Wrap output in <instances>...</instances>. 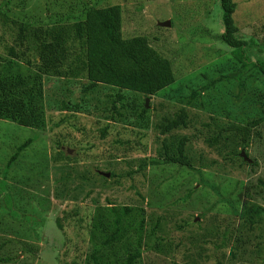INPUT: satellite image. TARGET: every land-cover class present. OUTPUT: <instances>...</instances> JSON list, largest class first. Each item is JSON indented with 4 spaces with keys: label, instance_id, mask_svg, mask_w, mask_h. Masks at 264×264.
Wrapping results in <instances>:
<instances>
[{
    "label": "rangeland",
    "instance_id": "obj_1",
    "mask_svg": "<svg viewBox=\"0 0 264 264\" xmlns=\"http://www.w3.org/2000/svg\"><path fill=\"white\" fill-rule=\"evenodd\" d=\"M232 1L236 4L232 18L238 29L237 36L263 43L264 0ZM82 2L91 3L90 0H0V9L5 13L7 10L11 20L39 25L55 21L60 15L77 16L76 12L83 8ZM104 4L109 7L118 5L122 9L123 38L147 37L151 47L171 62L176 83L182 82L184 87L191 81L193 87H199L201 100L213 101V111L189 108L193 128L176 131L177 135L190 139L189 154L195 164V156L200 154L220 161L206 144L192 136L195 130L205 131L202 124L214 116L217 123L234 121L244 125L250 119L256 120L249 132V146L239 148L238 157L243 161V155L249 160L255 159L257 166L248 167L250 172L244 176L240 173L241 166L237 168L239 162L227 169H223L221 163H211L202 169L195 166V170L175 164L148 167L146 180L162 179V186L153 185L156 193L149 196L146 190L149 187H144L141 175L135 174L131 178L126 175L135 171L139 160L155 157L157 134L145 128V121L141 122L132 110H121L123 116H115L113 121L112 113L107 110L110 103L106 95L111 93L108 89L94 90L85 97L80 81L65 83L62 79L45 78L44 97L36 104L44 114V118L40 115L45 121L44 127L36 130L12 123L9 126L0 124V245L3 244L6 250H0V257L16 256L17 261L9 264H83L84 258L91 253L87 231L92 210L88 208L96 202L106 205L111 201L117 206L149 203L150 207L145 206L146 212L153 213V220L162 216L163 232L174 229V243L181 238L180 232L184 233L173 259L145 253L143 261L134 264H171L173 260L178 264H190L191 261L197 264H264V217L248 224L234 222L224 199H236L234 189L243 179V183L252 187L250 202L264 206V188L258 185V179L264 181V111H258L250 103L251 99L258 98L253 93L258 83L253 77L258 69L252 64L246 66L247 73L241 74L244 79L241 85L237 83L238 76H232L234 80L231 77L240 68L230 53V47L219 39L224 32L219 0H106ZM167 20L170 27L158 25ZM8 29L6 23L0 21V38ZM5 45L6 39L1 47ZM0 53L5 54L6 50L0 49ZM250 57L255 61L253 56ZM76 104L79 105L77 110ZM184 105V101L171 104L163 98H153L147 103V107L156 109L152 117L154 121L157 115L173 116ZM158 112L161 114H156ZM58 124L61 125L56 127ZM106 125L109 127L102 139L101 131ZM203 134L208 135L206 131ZM59 138L63 139L62 147L56 148L52 143H59ZM26 140L32 142L7 169L5 162L7 164L11 158L10 154ZM56 152L61 159L57 160L58 163L67 166L41 167L45 165L42 154L51 161ZM39 154L42 163L40 161L39 166L29 168L33 160L35 163L39 161L35 158ZM96 170L102 173L112 171L116 177L104 176L106 181H101ZM192 188L195 193L190 199H184L183 195L189 194ZM6 190L12 195L10 203L13 206L10 207L14 209L8 208L7 200L5 205ZM138 193L144 197L143 202ZM20 198L24 201L19 210ZM213 203L215 206L208 210ZM238 210L237 214L241 213L240 207ZM86 213L89 217L84 226L85 220L81 216ZM58 219L62 230L57 228L58 223L55 224ZM74 221L80 225L74 227ZM212 227H217L218 232L214 233ZM226 227L229 237L220 247ZM102 235L105 238L108 233L102 229ZM128 235L134 236L133 232ZM6 239L10 243H6ZM12 246L14 248H10ZM195 252L199 255L190 257ZM108 254L106 250V256Z\"/></svg>",
    "mask_w": 264,
    "mask_h": 264
},
{
    "label": "trees",
    "instance_id": "obj_2",
    "mask_svg": "<svg viewBox=\"0 0 264 264\" xmlns=\"http://www.w3.org/2000/svg\"><path fill=\"white\" fill-rule=\"evenodd\" d=\"M90 1L91 3H81L83 8L76 12L77 16L75 17L71 14L60 15L56 17L55 21L39 25L11 20L8 11L6 10L5 13L0 9V21L6 23L9 28L6 30V34L0 38V49L6 50L5 54L0 53V120L6 121L5 126L12 123L36 130L44 127L45 121L40 117L41 115L44 118V114L37 109L36 104L39 98L44 97L43 82L45 78L50 80L52 78L54 80L62 79L65 83L77 80L83 83L81 91L85 97L97 89L111 91L109 95H105L110 103V108L107 110L112 113L111 119L113 121L115 116L119 118L123 116L121 110L124 112L132 110L141 122L145 121V128H150L157 134L155 136L157 142L155 157L139 160L135 171L131 170L126 175L128 178L135 174L141 175L144 187H149L146 189L149 196L156 193L153 185L162 186V179L159 181L160 177H155L146 180L145 171L148 167L175 164L178 167L195 170V166L202 169L209 167L211 163H221L223 169H227L229 166L234 167L235 162H239L237 168L239 169L241 166L240 173L241 176H244L250 172L248 167L257 166L255 159L252 160V163H248L238 157L239 148H248L249 146V132L254 125L253 121L256 120L250 119L244 125L242 122L236 123L234 121L217 123L214 122V116L202 124V128L208 133L207 137L203 134L205 131L200 130H195L192 136L206 144L209 150L220 158V161L208 159L200 154L195 156V164V159L189 154L191 151L188 147L190 139L185 135H177L176 131L193 128V125L190 126L189 108L213 111L215 110L211 104L213 101L201 100L202 93L198 89L199 87H193L191 81L185 83L186 86L184 87L181 85L182 82L176 83L171 62L151 47L147 37L123 38L121 33L122 9L120 6H103L106 0ZM219 3L224 25V32L219 35V39L230 47V53L240 68V71H234L231 77L238 76L237 83L241 85V81L244 80L241 74L247 73L246 66L252 64L254 68L258 69L253 77L258 82L253 93L258 98L256 97V100L251 99L250 103L258 111H264V41L258 43L254 38L247 41L238 37V29L232 18L236 4L232 0H219ZM5 39L6 45L1 47ZM248 52L255 58V61L251 60ZM172 84L176 88L173 86L163 90ZM205 91L209 92L207 89ZM153 98L167 99L171 104H180L184 101L185 105L173 116L162 117V115H157L154 121L152 117L156 109L144 105L145 99L152 100ZM118 104L119 108L117 107ZM78 108L79 105L76 104L75 109ZM60 125L58 124L56 127ZM108 127L106 125L102 129V139L105 138ZM163 136H165V140L162 142ZM31 142V140H26L16 150L12 151L11 158L6 164L7 169L17 161L20 152L26 149ZM62 143L63 139L59 140V143L54 141L52 144L56 148H61ZM5 149L6 152L9 151L7 145H5ZM54 155L51 161H48L47 157L42 154L45 165L43 164L41 167L67 166L58 163L61 161L58 152ZM35 158L39 161L35 163L33 160L29 164L31 169L34 168V165L39 166L41 161L40 154ZM207 159L209 163H207ZM99 172L101 171L96 170L98 175H100ZM106 173L110 174V178L116 177L112 171ZM98 177L101 181H106L103 175ZM243 178L245 179V177ZM203 181L201 182L205 184ZM258 185L264 188V181L258 179ZM251 188L243 183L242 179L240 185L234 189L236 199L224 198L230 208L234 222L243 221L248 224L260 220L262 216L264 217V206H257L250 202V198H252ZM194 191L196 190L192 188L189 194L183 195V198L190 199L195 193ZM260 192L262 194L263 190ZM138 196L141 202L145 200L140 193ZM4 198L5 205L7 200V206L11 208L10 198L12 195L8 194L7 190ZM20 200H22L19 203L21 207L17 208L19 210L24 201L21 198ZM148 204L146 203L144 206L143 204L117 206L111 201H108L106 205H101L99 202L93 203L92 208H88V210H92V220H90L87 231L91 253L84 258L83 264H87V262H92V264H134L136 261H143L145 253L173 259V253H177L184 233L179 228L182 235L179 241L174 243L172 237L174 229L163 232L162 216H157L153 220V213L146 212L145 206ZM148 206L150 207V205ZM214 206L213 203L208 210ZM239 207L241 213L237 214ZM202 216H205V212ZM88 217L87 213L81 216L83 221L85 220L84 226H86ZM56 223L59 225L57 226ZM74 223H76L73 224L74 227L80 225L77 221ZM55 224L59 230L63 229L59 219L56 220ZM181 226L184 227L185 225ZM212 228L214 233L219 230L217 227ZM102 229L108 233L105 238L102 237ZM110 230L111 233H109ZM130 232H133L134 236L129 237ZM228 237V227H226L222 233L220 247L226 244ZM98 239L101 241L98 242ZM6 243H10V240L6 239ZM182 247L184 249L185 245ZM10 248H14V246ZM0 250L6 251L3 244L0 245ZM106 250L109 252L108 256H106ZM198 255L199 253L195 252L190 257ZM16 259L17 257H12V255H8L6 258L0 257V264H9ZM171 264L178 263L173 260ZM190 264H197V262L191 261Z\"/></svg>",
    "mask_w": 264,
    "mask_h": 264
},
{
    "label": "water",
    "instance_id": "obj_3",
    "mask_svg": "<svg viewBox=\"0 0 264 264\" xmlns=\"http://www.w3.org/2000/svg\"><path fill=\"white\" fill-rule=\"evenodd\" d=\"M158 25H159V26H162V27H170L171 23H170L169 20H167V21H164V22H159ZM147 103H148V99H146V101H145V106H146V107H147ZM242 154H243V153H242ZM243 159H244L245 161H247L248 163H251V161H250L246 156H244V155H243ZM99 174H100V175H103V176H105V177H110V174H109V173H102V172H99Z\"/></svg>",
    "mask_w": 264,
    "mask_h": 264
},
{
    "label": "crops",
    "instance_id": "obj_4",
    "mask_svg": "<svg viewBox=\"0 0 264 264\" xmlns=\"http://www.w3.org/2000/svg\"><path fill=\"white\" fill-rule=\"evenodd\" d=\"M4 123H6V121H0V124H3L4 125ZM5 165H6V162H5ZM5 179H6V176H5Z\"/></svg>",
    "mask_w": 264,
    "mask_h": 264
},
{
    "label": "clouds",
    "instance_id": "obj_5",
    "mask_svg": "<svg viewBox=\"0 0 264 264\" xmlns=\"http://www.w3.org/2000/svg\"><path fill=\"white\" fill-rule=\"evenodd\" d=\"M249 159V158H248ZM251 161V163H252V160H250ZM247 162V161H246Z\"/></svg>",
    "mask_w": 264,
    "mask_h": 264
}]
</instances>
